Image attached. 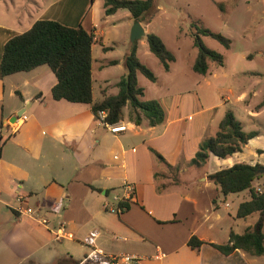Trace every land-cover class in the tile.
<instances>
[{
	"label": "crops",
	"instance_id": "obj_1",
	"mask_svg": "<svg viewBox=\"0 0 264 264\" xmlns=\"http://www.w3.org/2000/svg\"><path fill=\"white\" fill-rule=\"evenodd\" d=\"M103 2L105 19L120 11L104 15ZM90 9L73 17L65 0L5 5L0 8V59L5 42L35 21L80 25L93 35L92 101L115 95L125 72L114 82L100 73L116 63L102 57L121 40L122 31L100 26L97 11L90 15ZM140 24L145 35L152 33L151 22ZM138 46L136 42V51ZM96 47L101 53H93ZM206 75L215 76L211 68L200 76ZM55 83L45 65L0 77V205L7 209L0 211V264H92L83 262L92 248L106 255L134 256L137 264H259L263 260L264 255L248 256L240 250L224 256L209 245L227 243L231 231L242 234L257 217L248 221L253 213L236 219L226 200L246 191L222 198L207 175L235 163L264 167V153H260L264 151V98L252 106L247 99L254 91L238 97L246 102L245 115L251 123L246 133H255L240 152L225 159L210 155L204 164L194 166L189 162L198 144L214 133L226 112L225 104H214L208 92L200 98L198 81L186 90L149 99L157 100L163 109L160 125H135L124 107L118 123L126 130L114 134L98 123L90 105L53 100L50 91ZM141 100L145 101L144 90ZM226 100L222 97V102ZM22 108L23 114L10 122ZM126 183L134 187L133 201L119 214L105 210L104 205L117 206L113 196L121 195ZM36 215L46 224L40 225ZM91 232L95 237L89 246L83 240ZM192 236L204 242L197 250L187 245Z\"/></svg>",
	"mask_w": 264,
	"mask_h": 264
},
{
	"label": "trees",
	"instance_id": "obj_2",
	"mask_svg": "<svg viewBox=\"0 0 264 264\" xmlns=\"http://www.w3.org/2000/svg\"><path fill=\"white\" fill-rule=\"evenodd\" d=\"M155 2L156 0H105L104 15L110 16L118 10H123L130 14L134 22L143 23L155 10ZM191 26L193 31L190 36L192 45L196 49L192 71L205 75L210 63L221 67L223 58L219 53L208 49L202 38L208 37L216 41L225 50L230 48L231 41L219 33L197 27L193 23ZM145 40L149 52L158 59L163 70L168 71L170 63L175 60L173 53L153 33L146 34ZM92 43V33L86 32L80 25L71 28L51 20L35 21L27 31L5 42L0 59V77L27 72L45 65L56 78V83L50 91L53 100L88 104L94 117L98 111L105 112L104 120L109 124L122 121L124 107L128 109V119L135 125L143 123L147 127H154L162 124L164 112L159 102L141 100L143 89L137 85L136 75L140 74L150 82H154L156 78L136 57V41L132 43L129 53L123 57L125 74L116 84L117 93L106 96L98 102L92 101ZM253 136H255L254 132H244L233 114L226 111L214 133L200 141L189 164L200 166L210 155L219 159L230 157L240 152ZM151 152L158 161H163L157 153ZM261 170H264V167L259 164L235 163L229 168L207 175V180L216 186L222 198L246 191L248 200L237 206L234 216L236 219L257 214L254 224L242 234L231 231L227 243H209L221 255L227 256L235 250L253 257L264 255V191L259 192V188H254L252 185L254 181L264 177L259 173ZM212 204L215 209L216 201L214 200ZM125 207L127 208V205ZM202 244L204 242L194 236L187 241L188 247L193 250L199 249Z\"/></svg>",
	"mask_w": 264,
	"mask_h": 264
},
{
	"label": "rangeland",
	"instance_id": "obj_3",
	"mask_svg": "<svg viewBox=\"0 0 264 264\" xmlns=\"http://www.w3.org/2000/svg\"><path fill=\"white\" fill-rule=\"evenodd\" d=\"M24 1L26 0H0V8ZM103 1L105 0H65V3L66 9L73 11V17L91 7L89 13L96 15L97 11L100 26H115L122 31L121 40L114 44L112 50L104 52L106 55L102 57L104 61L116 62L100 73L102 78L106 77L114 82L125 72L123 57L131 49L130 30L134 21L128 12L123 10L105 19L101 11ZM148 22H151L149 30H152L173 53L175 62L170 65V70L165 72L158 59L149 52L145 37L136 41L140 44L136 51L137 57L156 77L154 85L138 75L137 84L144 90V100L154 98L162 92L186 90L198 81L200 86L197 91L200 98L203 99L202 93L208 92L209 99L214 104L220 103V107L225 104L226 111L233 114L244 132L250 130L251 123L245 115L246 102H242L238 97L243 92L254 91L253 97L247 99L252 106L264 98V0H156L155 10L143 24L147 25ZM192 23L219 33L231 41L230 48L225 50L216 41L208 37L202 38L208 49L219 53L223 58L222 67L214 63L209 65L211 74H215L214 77L197 75L191 69L196 56L190 36L193 31ZM259 50L262 52L259 53ZM93 53H101L100 48L96 47ZM206 82H209L210 86L206 85ZM93 95L96 99L99 98L96 90ZM222 97L227 99L226 103L222 102ZM255 182L259 192L264 191V177ZM247 198V193L229 195L226 200L230 205L228 211L235 215L239 203L248 200ZM0 211L4 213L7 209L0 205ZM34 217L40 218L38 215ZM255 217L257 214H253L248 221ZM259 264H264V258L259 260Z\"/></svg>",
	"mask_w": 264,
	"mask_h": 264
},
{
	"label": "built area",
	"instance_id": "obj_4",
	"mask_svg": "<svg viewBox=\"0 0 264 264\" xmlns=\"http://www.w3.org/2000/svg\"><path fill=\"white\" fill-rule=\"evenodd\" d=\"M95 119L100 125L105 127L110 133H119L126 130V126L123 123H114L109 124L105 122V112L98 111L96 113ZM134 197V187L131 184H124L122 186V194L114 195L113 201L117 203L115 208L108 207L104 205V209L111 212L119 214L126 209L125 205H129L133 201ZM21 207H19V211ZM58 210V205L52 208V211L56 212ZM38 223L41 225L46 224V220L43 218H38ZM95 233L91 232L83 242L89 246H92ZM83 262L92 263V264H137L138 258L129 255L115 256V255H106L101 250L92 248V250L83 258Z\"/></svg>",
	"mask_w": 264,
	"mask_h": 264
},
{
	"label": "water",
	"instance_id": "obj_5",
	"mask_svg": "<svg viewBox=\"0 0 264 264\" xmlns=\"http://www.w3.org/2000/svg\"><path fill=\"white\" fill-rule=\"evenodd\" d=\"M144 36H145V32L141 24L139 22H134L130 30V42L133 43L135 41H138ZM24 110L25 108H22L21 110L16 112L15 116L11 118L10 122H14L16 118H19L23 114ZM259 173L264 176V170L259 171Z\"/></svg>",
	"mask_w": 264,
	"mask_h": 264
}]
</instances>
